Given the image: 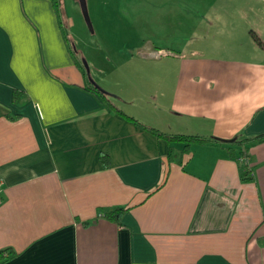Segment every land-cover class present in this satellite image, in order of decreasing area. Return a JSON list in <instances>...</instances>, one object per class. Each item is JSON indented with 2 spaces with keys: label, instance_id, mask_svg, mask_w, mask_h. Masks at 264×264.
<instances>
[{
  "label": "crops",
  "instance_id": "0c3cea01",
  "mask_svg": "<svg viewBox=\"0 0 264 264\" xmlns=\"http://www.w3.org/2000/svg\"><path fill=\"white\" fill-rule=\"evenodd\" d=\"M62 18L0 10V264H264V0H206L182 49L151 41L150 108L105 88L148 127L218 139L190 154L85 88Z\"/></svg>",
  "mask_w": 264,
  "mask_h": 264
},
{
  "label": "rangeland",
  "instance_id": "374dc122",
  "mask_svg": "<svg viewBox=\"0 0 264 264\" xmlns=\"http://www.w3.org/2000/svg\"><path fill=\"white\" fill-rule=\"evenodd\" d=\"M92 22L88 25L80 0H62V21L97 84L129 95L150 108L149 78L156 60L142 53L150 42L182 49L184 16L203 11L206 0H86ZM193 22V21H192ZM141 51V52H140ZM164 59V58H163ZM150 119V112L143 113ZM149 114V117L146 116Z\"/></svg>",
  "mask_w": 264,
  "mask_h": 264
},
{
  "label": "trees",
  "instance_id": "16d2710c",
  "mask_svg": "<svg viewBox=\"0 0 264 264\" xmlns=\"http://www.w3.org/2000/svg\"><path fill=\"white\" fill-rule=\"evenodd\" d=\"M54 2H55V6L57 7L60 15H63L64 10H62V8H61L62 0H54ZM64 34H65L66 40L68 41V43L71 47L72 53L77 54L78 51L76 49V46L74 45L71 38L69 37L67 30H65ZM255 40L261 45L264 44L263 40L257 34H255ZM79 64L87 75L88 85H86L85 88L88 91L95 93L100 99H102L104 102H106L112 110H114L117 113H119L120 115L126 117L128 120H131L135 124L149 130L150 132H152L156 136L165 139L168 143L180 142V143L185 144V146L183 148L184 154H190L191 153L190 149H191V146L193 144H206V143H210V142H213L215 140H218L217 138H214V137H206V136H202V135H198V134L166 133V132H162L156 128L146 126L140 120H138L136 117L130 116V115L126 114L123 110H121L114 103L113 98H112V94L103 90L100 86L95 84L90 79V77H89L90 74L86 70V67L83 64V62L79 61ZM21 96H23V92L16 89L14 91V100L19 101ZM263 139H264V136L260 137L259 140H263ZM246 153H247V150H243L241 152V155L246 156L247 155ZM175 155L176 154H175L174 148L170 147L169 151H168V159L172 160L175 157ZM101 159H102V162L104 163L105 166H109V161H108V158L106 157V155H102ZM126 211H127V209L125 207L116 206V207H113V208L106 210V212L104 213V216L109 220L120 223L122 220V217ZM90 224H91V222H89V221L85 222V225H90ZM6 252L13 253V251H11V249L3 250L0 252V257L2 255H4V253H6Z\"/></svg>",
  "mask_w": 264,
  "mask_h": 264
},
{
  "label": "water",
  "instance_id": "95a60500",
  "mask_svg": "<svg viewBox=\"0 0 264 264\" xmlns=\"http://www.w3.org/2000/svg\"><path fill=\"white\" fill-rule=\"evenodd\" d=\"M80 2H81V7H82V9H83V13H84L85 19H86L88 25L90 26V28L92 29V22H91L90 15H89V12H88L87 2H86V0H80ZM83 64L85 65L86 70H87L88 73H89V68H88L86 62L84 61ZM89 77H90V76H89ZM90 79H91L95 84H97L96 81H95L92 77H90ZM97 85H98V84H97ZM98 86H99V85H98Z\"/></svg>",
  "mask_w": 264,
  "mask_h": 264
},
{
  "label": "snow or ice",
  "instance_id": "6c2138e0",
  "mask_svg": "<svg viewBox=\"0 0 264 264\" xmlns=\"http://www.w3.org/2000/svg\"><path fill=\"white\" fill-rule=\"evenodd\" d=\"M5 2V0H0V10H2V5Z\"/></svg>",
  "mask_w": 264,
  "mask_h": 264
},
{
  "label": "built area",
  "instance_id": "2783aa9c",
  "mask_svg": "<svg viewBox=\"0 0 264 264\" xmlns=\"http://www.w3.org/2000/svg\"><path fill=\"white\" fill-rule=\"evenodd\" d=\"M2 198H3V196H2V190L0 189V203L2 202Z\"/></svg>",
  "mask_w": 264,
  "mask_h": 264
}]
</instances>
